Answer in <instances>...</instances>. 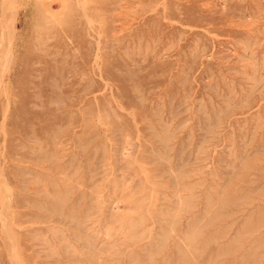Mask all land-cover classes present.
Segmentation results:
<instances>
[{"label":"rangeland","instance_id":"obj_1","mask_svg":"<svg viewBox=\"0 0 264 264\" xmlns=\"http://www.w3.org/2000/svg\"><path fill=\"white\" fill-rule=\"evenodd\" d=\"M2 1L0 264H264V0Z\"/></svg>","mask_w":264,"mask_h":264},{"label":"bare ground","instance_id":"obj_2","mask_svg":"<svg viewBox=\"0 0 264 264\" xmlns=\"http://www.w3.org/2000/svg\"><path fill=\"white\" fill-rule=\"evenodd\" d=\"M18 1H19V0H18ZM2 2H4V0H3ZM12 3H13V2H12ZM4 5H5V3H4ZM16 5H17V4H15V6H16ZM1 7L3 8L4 6L1 5ZM49 8H50V7H49ZM43 9H44V8H43ZM40 10H41V9H40ZM2 11H3V9H2ZM4 11H5V10H4ZM3 13H4V12H3ZM12 13H13V12H12ZM46 14H47V13H46ZM2 15L4 16V14H2ZM43 20H44V19H43ZM45 22H46V21H45ZM1 24H2V23H1ZM90 24H91V23H90ZM9 26H10V25H9ZM9 30H10V28H9ZM10 32H11V31H10ZM7 55H8V54H7ZM8 56H9V55H8ZM8 56H7V57H8ZM10 56H11V54H10ZM10 56H9V58H11ZM9 58H8V59H9ZM35 59H36V58H35ZM44 62H45V61H44ZM24 65H25V64H24ZM67 67H68V66H67ZM0 76H1V75H0ZM60 76H61V75H60ZM2 77H3V76H2ZM60 79H61V78H60ZM65 85H66V84H65ZM83 94H84V93H83ZM92 98H93V97H92ZM71 100H72V99H71ZM6 105H7V104H6ZM68 112H69V111H68ZM0 126H1V125H0ZM83 128H84V127H83ZM72 131H73V130H72ZM8 135H9V134H8ZM96 136H97V135H96ZM94 138H96V137H94ZM64 140H65V139H64ZM94 142H95V141H94ZM84 147H85V146H84ZM36 148H37V147H36ZM72 150H73V149H72ZM39 171H40V170H39ZM58 182H59V181H58ZM190 186H191V185H190ZM43 189H44V188H43ZM227 190H228V189H227ZM95 197H96V196H95ZM44 201H45V200H44ZM50 202H51V201H50ZM3 205H4V204H3ZM114 205H115V204H114ZM250 205H251V206H253V205L255 206L254 203H251ZM169 206H170V205H169ZM70 207H71V206H70ZM257 207H258V206H257ZM259 207L261 208V206H259ZM259 207H258V208H259ZM85 209H86V208H85ZM86 210H87V209H86ZM112 210H113V209H112ZM70 211H71V210H70ZM251 214H252V213H251ZM69 215H70V213H69ZM232 215H233V214H232ZM232 215H231V216H232ZM54 216H55V215H54ZM32 217H33V216H32ZM229 217H230V215L228 216V218H229ZM92 218H93V217H92ZM110 218H111V217H110ZM228 218H227V219H228ZM72 219H73V218H72ZM72 219H71V220H72ZM90 219H91V217H90ZM24 220H25V219H24ZM71 220H70V221H71ZM137 221H138V220H137ZM196 221H197V220H196ZM71 222H72V221H71ZM164 222H165V221H164ZM18 223H19V222H18ZM231 223H232V222H231ZM21 224H22V223H21ZM28 225H29V224H28ZM136 225H137V224H136ZM232 225H233V224H232ZM168 226H169V225H168ZM170 226H171V225H170ZM188 227H191V225L189 224ZM79 228H81V227H79ZM86 229H87V228H86ZM125 230H126V229H125ZM189 230H190V229H189ZM157 232H158V231H157ZM170 232H171V231H170ZM195 232H196V231H195ZM158 233H159V232H158ZM158 233H157V234H158ZM150 235H151V234H150ZM138 236H139V235H138ZM21 237H22V236H21ZM53 238H54V237H53ZM208 239H209V238H208ZM39 240H40V239H39ZM53 240H54V239H53ZM135 240H136V239H135ZM149 242H150V241H149ZM152 242H153V241H152ZM21 243H22V242H21ZM202 243H205V245H209V244L211 243V241H210V240H207V242L205 241V242H202ZM10 244H12V243H10ZM148 244H149V243H148ZM43 245H44V244H43ZM173 245H174V248L178 251V253H179L180 255H183V256H182V260H184V262H187V261H186V260H187V259H186V258H187V255H186L185 253L183 254V250L180 248L179 243L176 241V242H174ZM220 245H221V244H220ZM260 247H261V246H260ZM218 248H221V246H218ZM222 249H223V248H222ZM65 250H66V249H65ZM258 251H259V250H258ZM125 255H126V254H125ZM140 255H141V254H140ZM257 257H258V256H257ZM257 257H256V258H257ZM141 258H143V257H141ZM258 259H259V258H258ZM29 260H30V259H29ZM142 260H143V259H142ZM26 261L29 262L28 260H26ZM260 261H261V260H260ZM36 262H37V261H36ZM53 263H55V262H53ZM248 263H249V262H248ZM260 263H261V262H260ZM99 264H100V263H99Z\"/></svg>","mask_w":264,"mask_h":264}]
</instances>
